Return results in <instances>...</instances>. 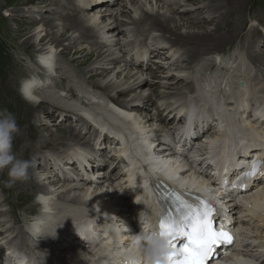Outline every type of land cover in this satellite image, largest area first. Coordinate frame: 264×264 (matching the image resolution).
I'll use <instances>...</instances> for the list:
<instances>
[{"label":"bare ground","instance_id":"bare-ground-1","mask_svg":"<svg viewBox=\"0 0 264 264\" xmlns=\"http://www.w3.org/2000/svg\"><path fill=\"white\" fill-rule=\"evenodd\" d=\"M232 1L247 4L246 0L229 2ZM214 2L225 4L222 0H213L201 9L202 13L194 7L191 17L193 13L187 15L188 0H57L52 1L53 9L48 13L56 15L69 9L65 16L49 18L50 23L44 20L48 18L45 14L34 15L29 20L37 25V32L24 35L22 45H34L40 54L39 62L32 60L23 65V72L17 76L3 72L0 67V108L14 112L20 128L13 151L18 158L30 160L33 165L30 178L17 182L11 189L3 185L8 179L7 169L0 173L3 203L9 206L7 212L0 210V249L12 244L37 255L46 264H116L119 261L116 253L120 251L124 252L125 260L145 259L142 249L146 240L137 235L150 231L146 217L157 211L152 209L147 185L160 178L178 187L201 184L190 170L196 160L189 161L184 152L182 156L187 161L180 163L175 144L167 151L168 162H156L155 153L149 152L156 142H152V137L163 140L161 123L168 131L174 128L175 120L169 119L179 107H197L199 100L216 107L217 99L206 101L215 87L207 80L215 73L221 75L216 76V79L220 77L218 85L225 84L226 93L233 95L229 102L233 100L234 104H225L226 111L235 112V116L226 118L233 138L249 143L252 136L246 126L252 132L264 133V34L259 28L252 29V25L249 31L258 37L248 33L240 39H246L244 47L249 58L246 60L237 50L230 49L238 44L239 38L236 41L230 36L222 37L225 32L222 23L235 8H225L227 16L221 20L225 13L215 11L218 3ZM4 16L14 18L7 12ZM237 20L231 36L234 31L244 30V17L239 16ZM252 23L259 22L252 20L249 25ZM203 24L208 27L204 28ZM259 24L263 27L264 21ZM219 27L220 32L215 35ZM195 29L197 32H193ZM214 35L219 36L214 44L229 49L195 50V36L204 39ZM210 43L205 41L206 45H214ZM85 44L91 46L86 48L87 54L82 52L85 49L82 47L76 50L78 56L65 58L69 50ZM61 46L64 47L61 51H55ZM223 53L230 57L228 65L225 58L220 59ZM84 55L90 59L78 61ZM234 64L235 69L231 67ZM39 69L42 74L37 78ZM32 74L36 79H32L34 86L29 95L27 79ZM17 78H24L23 96L14 82ZM90 80L94 83L90 84ZM59 92L71 98L61 97ZM154 97L161 99L162 108L154 104ZM149 104L154 114L147 113ZM64 122L69 126L66 133L58 128L60 132L55 136L44 134L52 132L53 126H63ZM259 122L261 126L257 127ZM76 127H79L77 132ZM113 128L117 133L127 134L129 139L120 142ZM220 137L218 134L208 141L212 143ZM260 139L264 140V136ZM199 143L198 140L193 146ZM261 145L264 149V144ZM255 148V152L245 148V154L261 155L263 150ZM154 150L159 153L158 147ZM197 151L200 156L208 153L205 148ZM39 152L57 155H48L42 161ZM238 162L234 161V165ZM179 174L186 175V180L180 181ZM201 180L205 188L208 182ZM247 194L241 201L234 194H226L218 198V205L244 231L240 237L244 254L260 258L264 263V179L255 191ZM30 202L32 207L27 206ZM104 227L108 232L101 239L100 229ZM31 228L37 233L33 234ZM134 236L136 239L126 245L127 237ZM108 240L112 241L107 245L112 249L109 258L102 256L100 245L95 244ZM31 242H35V250ZM1 256L0 252V264Z\"/></svg>","mask_w":264,"mask_h":264},{"label":"rangeland","instance_id":"rangeland-1","mask_svg":"<svg viewBox=\"0 0 264 264\" xmlns=\"http://www.w3.org/2000/svg\"><path fill=\"white\" fill-rule=\"evenodd\" d=\"M32 1H33L32 4H27L26 2H24L22 0H0V67H1L3 72L6 70L11 75L13 73V76H17V75H19V73H22L23 72V69H22L23 65L27 64L28 62L34 60L36 63V60L34 58H36V57L38 58V56L40 55V54H37V50H36V47L34 45H31L30 47L22 45L24 35H26L30 31L37 32V25L31 24V22L29 20L33 19L34 15H38V14L44 15L45 14L48 16V18H44V20L47 21L48 23H50V21H51L50 19H52V17H55V18L58 17L59 18L61 15L65 16L66 13L69 12V9H66V10L60 9L61 12L59 14L55 15L54 13H48V12H52L53 6L50 7V4L52 3V1L56 2L57 0H32ZM120 1L121 0H119V2ZM194 1H198V2H193V0H188V4H190V5L187 7L189 9V14H187V15H190L193 13L191 15V17L194 15L195 11L198 10L197 12L202 13L203 10H201V9H204V7L208 6L210 3H213V0H204V1L203 0H194ZM222 1L225 2L224 5H223V3L214 2V3H218L215 11H223V13H225L222 15L221 20H224L225 17L227 16V11L225 10V8H228V9L229 8L230 9L235 8V9L233 10V13L230 14L229 16H227V19L222 23V27L225 30V32L222 33L223 36H222V34H219V36H222V37L230 36L232 39H235L237 37V38H239L238 40H240L244 37H247L248 33H249L250 35H252L253 38H257L258 36L252 34L249 31L251 29L252 25H253L252 29L253 28H259L260 31L263 32V34H264V26L262 27L259 24L260 22L264 21V16H263L264 15V0H246L247 4H239L238 1L229 2L230 0H226V1L222 0ZM73 3H74V1H73ZM220 4L223 6H221ZM69 5H72V4H69ZM183 5H186V4H183ZM194 7H197V8L195 9L194 12H192ZM20 8L23 9L21 12L14 13V12H16V10H18ZM242 8H243V10H242ZM199 9H200V11H199ZM6 12L8 14H11V16H13L14 18L11 19L9 17L4 16V14ZM93 13H95V12H93ZM73 14L75 15L78 13H73ZM185 16H186V14H185ZM239 16H243L244 19L246 20V23H244V25H243L244 30L241 33L239 32L240 34L236 33V31H234L233 33L235 35L233 34V36H231L232 30L234 27L233 24L238 21L237 18ZM178 17H181L180 19L186 18V17H182V16H178ZM208 17H210V16H208ZM80 18L82 19V16H80ZM252 20H257L259 23L258 24L252 23L251 25H249L250 21H252ZM8 22H9V24H8ZM65 22L66 21L64 20L63 23H65ZM63 23L61 22V25H64ZM196 25H198V24H196ZM203 25H204V28L208 27L207 24H203ZM188 26H189V21H188ZM190 26H192V25H190ZM43 27L45 28L46 26H43ZM210 29H212V28L209 27V30ZM179 31L181 32L182 30H179ZM202 31H204V29ZM193 32H197V30L195 29V30H193ZM219 32H220V27H219V31H216V33H214V34L216 35ZM261 32H259V33L261 34ZM71 33L68 32L67 34H71ZM16 34H18V36H15ZM64 34H61V37H63ZM120 35L121 34H119V36ZM178 35H179V33H178ZM184 36H182V39ZM219 36H215L214 38L207 36L206 38H204L205 40L204 39H197V37L195 36L193 39V44L195 46V50L205 49L206 51H215V50L222 51V50L229 49V48H227L228 46H220V45L214 44V41L219 39L218 38ZM44 38H46V37L44 36ZM120 38H122V36H120ZM237 38H236V41H237ZM205 41H208V43L211 42L210 44L213 43L214 45H206ZM248 41H249V39H248ZM35 43L36 42L34 41V44ZM218 43L222 44V42H218ZM238 44H234V46L230 49L232 51L237 50V52L241 53V55L243 57H245L246 60H249L247 51L245 53V47H244V46H246V39H245V41L240 40L238 42ZM119 45H117V47ZM37 46H38V44H37ZM82 47L85 48L84 50H82V52H84V54H87L88 51L86 50V48H90L91 46H89L87 44H85L84 46L82 45L80 47L76 46V49H72V50H69L67 52L68 55L67 54L65 55V53H63V55H65V58H67V56H69V58H72L74 56H78L77 54H75L77 52L76 50H78ZM63 48L64 47L61 46L59 48H56L55 51H61V49H63ZM212 48H214V49H212ZM223 55L228 56V54H225V53H223ZM77 59H80L78 61H81V60L84 61V60H87L90 58H89V56L84 55V56L77 58ZM94 60H96V59L94 58ZM158 60H160V59H158ZM87 66H88L87 64L85 66H81V69L84 70V68ZM76 67H77V65H76ZM114 75L118 76L117 72H114ZM104 76H102V77H104ZM254 76H255V73L253 71L252 77L254 78ZM11 78H13V77H11ZM22 81L24 82V78H17L16 80H14L15 84L18 87L17 90L20 89ZM91 83H94V80H90V84ZM97 86H98L97 84L94 85L95 88H97ZM144 87L145 86H143V88ZM155 100H157L156 97H154L153 101H155ZM149 105H151V104H149ZM151 111L153 112L152 107H150V108L148 107L147 113L150 114ZM153 114H154V112H153ZM45 121L50 123L49 119H46ZM64 123H63V126H61V127H59L57 125L51 127L50 130H53V131L49 132V133L46 132L44 134L48 135L47 137L55 136V134L57 132H60V131H57L58 128H60L61 130H63L66 133L68 131L69 126H68V124H66V123L64 124ZM57 124H58V122H57ZM77 130H79V127H78V129L76 127L75 131L77 132ZM47 140H51V139L47 138ZM96 150H99V149L96 148ZM38 154L41 155L42 161H44V159H46V157H48V155H49V157L57 155L55 153H51V155L50 154L47 155L45 153L43 154L40 152ZM35 166L37 167L38 165L35 164ZM67 173L72 174V172H70V171H68ZM44 184H46V183H44ZM3 201H4V194H2V192L0 190V210L3 212H7L9 206L6 205V203H3ZM1 203H2V205H1ZM32 203L33 202L28 203L27 206L29 205L30 207H32ZM71 253L73 254L74 251L72 250Z\"/></svg>","mask_w":264,"mask_h":264},{"label":"snow or ice","instance_id":"snow-or-ice-1","mask_svg":"<svg viewBox=\"0 0 264 264\" xmlns=\"http://www.w3.org/2000/svg\"><path fill=\"white\" fill-rule=\"evenodd\" d=\"M178 218L161 219L159 236L166 239L169 248V264H207L218 243L233 242L232 236L224 229L213 228L214 209L205 204L203 209H193ZM184 241L177 248V241Z\"/></svg>","mask_w":264,"mask_h":264},{"label":"clouds","instance_id":"clouds-1","mask_svg":"<svg viewBox=\"0 0 264 264\" xmlns=\"http://www.w3.org/2000/svg\"><path fill=\"white\" fill-rule=\"evenodd\" d=\"M20 94L24 95V82H21ZM20 133L16 114L8 108H0V173L7 169L8 179L3 181L5 188L11 189L17 182L30 178L32 162L18 158L14 151V141ZM142 252L146 255V264H169L166 239L153 229L146 238Z\"/></svg>","mask_w":264,"mask_h":264}]
</instances>
